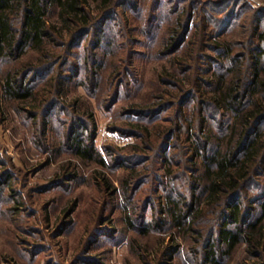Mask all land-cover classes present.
Returning a JSON list of instances; mask_svg holds the SVG:
<instances>
[{"label":"trees","instance_id":"trees-1","mask_svg":"<svg viewBox=\"0 0 264 264\" xmlns=\"http://www.w3.org/2000/svg\"><path fill=\"white\" fill-rule=\"evenodd\" d=\"M241 1L150 0L146 17L137 0H0V117L4 105L32 121L45 141L54 111H68L65 147L79 161L104 170L124 169L121 185L127 205L134 183L133 191L143 185L136 166L148 163L147 153H153L152 161L164 168L170 183L179 168L186 180V196L172 189L159 202L162 227L186 237L188 249L201 255V264H220L221 257L241 244L264 259V12L254 11L248 42L228 41L225 35L239 20L237 13L249 9ZM56 13L66 24L65 32L51 23ZM131 16L141 17L144 24L132 25ZM166 19L177 27L160 57L177 54L186 43L188 55L176 60L172 75L160 76V87L170 91L163 89L151 105L127 109L139 124L118 129L138 144L130 156L109 154L110 165L96 151L90 105L67 104L66 88L74 83L95 95L116 29L135 47L141 43L139 35L154 42ZM132 47L127 60L131 66L139 53ZM130 76L135 77L120 73L108 108L119 100ZM171 109L175 114L165 116ZM172 150L183 160L168 155ZM75 174L67 175L66 183ZM100 175V187L113 198L118 190ZM55 183L60 187L63 182ZM4 186L0 181V188ZM127 217L134 230L136 218ZM145 228L140 230L143 235L148 233ZM95 241L91 238L89 246Z\"/></svg>","mask_w":264,"mask_h":264},{"label":"rangeland","instance_id":"rangeland-1","mask_svg":"<svg viewBox=\"0 0 264 264\" xmlns=\"http://www.w3.org/2000/svg\"><path fill=\"white\" fill-rule=\"evenodd\" d=\"M149 1L137 0L146 17ZM241 4L249 9L237 13L239 20L225 35L228 41L248 42L254 11L262 9L264 12V0H242ZM91 8L94 9L95 5L91 4ZM131 18L132 25L144 24L141 17ZM198 21L195 18V22ZM51 23L65 32L66 24L57 13ZM176 27L175 21L163 20L154 42L139 35L136 38L141 43L135 47L127 37H122L121 29L117 28L116 43L105 59L95 95L74 83L66 88L67 96L64 98L67 104L77 101L90 105L96 123L94 145L110 165L109 154L130 156L138 144L135 137L118 129L139 124L135 117L126 114L127 109L132 105L145 107L155 103V97L162 95L163 89L169 90L165 86L160 87V76L172 75L176 60L188 55L187 43L171 57L162 59L159 55ZM190 39L191 36L188 41ZM130 47L139 52L133 66L127 61ZM240 50L237 49L238 52ZM129 66L131 69L126 71ZM119 71L130 72L135 77H129L128 86H121L119 100L108 108L119 80ZM1 110L0 181L5 186L0 188V264H201V255L188 249L190 243L186 237L161 225L164 215L160 213L159 202L165 193L176 189L186 196L183 184L186 180L180 177V168L174 170L177 179L170 183L165 178L164 168L159 170L160 165L156 166L152 161L153 153H147L151 156L148 157L150 161L136 166V175L143 185L133 191L137 184L134 183L129 196L131 205H127L121 185L126 175L124 169L104 170L93 163L79 161L67 145L65 147L70 120L68 111H54L47 140L43 141L32 121L21 119L4 105ZM175 112L176 109H171L165 116L170 117ZM163 126L169 127L170 123H163ZM170 154H177L176 159L183 160L178 150L168 152ZM74 173L77 178L66 183L68 176ZM99 173V179L107 178L118 190L113 198L109 191L100 187L96 179ZM159 176L164 179L158 181L161 179ZM9 177L11 179L7 180ZM59 180L65 185L55 186ZM156 187L160 192H156ZM148 204L151 205L149 208ZM126 210L129 215H126ZM131 214L136 218L134 230L128 227L127 216L131 217ZM143 227H147L146 235L140 232ZM91 238L96 240L92 247L89 246ZM263 263L264 259L249 252L247 244H241L220 260V264Z\"/></svg>","mask_w":264,"mask_h":264}]
</instances>
